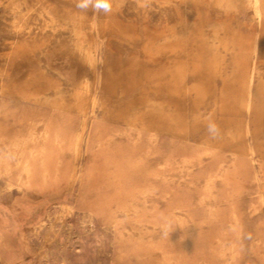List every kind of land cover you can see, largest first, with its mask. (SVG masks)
<instances>
[{"label":"rangeland","instance_id":"374dc122","mask_svg":"<svg viewBox=\"0 0 264 264\" xmlns=\"http://www.w3.org/2000/svg\"><path fill=\"white\" fill-rule=\"evenodd\" d=\"M24 1L0 0V264H264V14L257 29L249 0H224L221 13L218 0H113L107 15L27 0V22L42 10L49 36L35 32L37 49L19 56L25 35L10 30L9 10ZM40 50L49 68L37 78ZM251 65L263 72L246 108ZM53 114L61 144L47 142L36 180L22 184ZM148 181L153 193L138 194ZM135 197L144 206L127 213Z\"/></svg>","mask_w":264,"mask_h":264},{"label":"bare ground","instance_id":"6f19581e","mask_svg":"<svg viewBox=\"0 0 264 264\" xmlns=\"http://www.w3.org/2000/svg\"><path fill=\"white\" fill-rule=\"evenodd\" d=\"M7 1V0H6ZM39 1L40 0H36V1H34V3L35 4H38L39 3ZM115 1V0H114ZM133 2L131 3V4H134V0H132ZM251 3H252V5L255 7V13L253 14V16H251L250 18H249V20H248V22H254L255 23V26H256V28L257 29H259V28H261L260 27V25H261V20H262V18H263V14H264V9H263V7L261 6V0H249ZM1 3V2H0ZM2 3H4V2H2ZM1 3V4H2ZM228 3H232V1L230 2V1H228ZM228 3H226V2H224V0H218L217 1V9H216V12L217 13H221V8H222V5L223 4H226L227 6H229V4ZM0 4V5H1ZM6 4V3H5ZM24 4L26 5V7H21L20 6V3H17V4H14V6L13 7H11V9L9 10V13H10V21H9V23H8V25H9V28H10V30L11 31H13V32H24V37L17 43L18 44V49L16 50V53L18 52V55L19 56H22L23 55V53L24 52H27V51H32V50H35V49H37V43H36V41L34 40V35H35V32H37V31H42V37L45 39V38H47L48 36H49V30H47L46 28H44V26H43V24H42V17H43V14H42V10H36L35 8H34V10H35V12H36V15H38L37 17H35V19L33 20V22L30 24V23H28L27 22V18H28V11H30L29 10V7H27V4H28V1L27 0H25L24 1ZM3 5V4H2ZM13 5V4H12ZM4 6V5H3ZM17 6H18V8L20 7V8H22L21 9V14L19 15L18 13H17ZM230 6H231V4H230ZM20 8H19V10H20ZM32 8V10H33V6L31 7ZM166 8L168 9V12L167 13H165V19H168V20H170L171 18H172V15L169 13L170 12V9H171V6H170V4H167L166 5ZM166 9V10H167ZM29 18H30V16H29ZM76 30H78V29H76ZM76 30H75V32H76ZM80 31V30H79ZM78 31V32H79ZM8 41H9V43H14V41L16 40V37H14V36H11V37H8V39H7ZM262 46H260V48H261ZM242 48H243V46L241 45V51H240V53L235 57V62H236V65H239V61H240V59H241V53H242ZM263 48V47H262ZM261 48V49H262ZM0 51H1V49H0ZM255 52H256V56L257 57H262V56H264V52L262 51V50H260V51H258V50H255ZM40 53L42 54V59L40 60V65L38 66V68H37V70H36V72L34 73V76L35 77H37V78H40V77H47V75L45 74V70L46 69H48L49 68V65H48V63L46 62V60H45V57H44V52L42 51V50H40ZM1 62L2 63H6V62H9L10 63V65H12V56L11 55H8V54H6V53H2L1 52ZM215 60V59H214ZM215 62H216V60H215ZM258 62V61H257ZM258 64V63H257ZM256 64V65H257ZM262 69H263V67H261V66H254V65H251L250 66V68H249V70L247 71V74H246V79H245V85H246V90H245V97H244V100H243V102L245 103V107L246 108H250V106H251V103H252V99H251V94H252V91H253V74H259V77H261V75H262ZM218 70V69H217ZM254 71H255V73H254ZM242 73V72H241ZM56 78H57V80H60V81H64V82H66V83H68L69 82V80L68 79H65V78H63V77H61L60 76V74H56ZM84 80V79H83ZM259 80H261V78L259 79ZM85 81H86V79H85ZM88 81V80H87ZM86 81V82H87ZM84 82V81H83ZM262 83H264V81H262ZM242 86V85H241ZM201 88V87H200ZM262 88V87H261ZM263 89H264V86H263ZM205 90V89H204ZM21 93V96L23 97V98H29V96H28V94H26V93H24V91H20ZM35 95H36V93H35ZM242 97V96H241ZM64 104V103H63ZM1 107V106H0ZM63 108V107H62ZM65 108V107H64ZM2 109V108H1ZM56 110H58L59 112H60V110H61V107H60V103L59 102H57L56 104H55V110L54 111H56ZM63 114V113H62ZM59 116H61L60 115V113L58 114ZM58 115H55V114H53V115H51L48 119H46V120H44V121H42L41 122V124H40V126H41V129L39 130V136L36 138V142H37V149H35V150H33V152H32V154L30 155V157H29V159H28V162H27V164L22 168V170H21V172H20V181L22 182V184H30L33 180L35 181L36 180V178H35V176H36V174H35V164H43L44 165V161H43V159H45V157H48V155L50 154V152H49V147L47 146V145H49V144H47V142H53L54 144H57V145H60L61 144V137H60V127L61 126H59L58 125V122H59V117H57ZM64 115V114H63ZM82 121V120H81ZM61 122V121H60ZM63 122V121H62ZM66 122H68V121H66ZM92 122V121H91ZM85 123V122H84ZM103 123V122H102ZM62 124V123H61ZM105 124V123H104ZM63 125H64V123H63ZM66 125V124H65ZM86 126V125H85ZM115 128H117V127H115ZM114 128V129H115ZM98 129V128H97ZM119 129V128H118ZM125 130V129H124ZM91 131V130H90ZM112 131V130H111ZM114 131V130H113ZM123 131V130H122ZM62 132V131H61ZM84 133V132H83ZM124 134H125V132H123ZM134 133V132H133ZM136 133V132H135ZM144 133V132H143ZM142 133V134H143ZM120 134V133H119ZM120 135H122V134H120ZM137 135V134H136ZM149 135V134H148ZM152 135V134H151ZM154 135V134H153ZM125 136V135H124ZM134 136V135H133ZM140 136H142V135H140ZM64 137V136H63ZM74 137V136H73ZM155 137V135L153 136V137H151V138H154ZM68 138L70 139V140H72L73 138L71 137V135H68ZM127 138V137H126ZM136 138V137H135ZM139 138V137H138ZM150 138V139H151ZM158 137H156V139H157ZM128 139V138H127ZM95 141V140H94ZM122 142H123V140H121ZM140 142V141H139ZM173 142V141H172ZM176 142V141H175ZM178 142V141H177ZM179 143V142H178ZM47 144V145H46ZM147 145H149V144H147ZM146 145V146H147ZM174 145V144H173ZM179 145V144H178ZM141 146V145H140ZM48 148V149H47ZM208 148V147H207ZM207 148H206V150H207ZM173 149V148H172ZM212 149V148H211ZM210 149V150H211ZM133 150V149H132ZM135 150V149H134ZM156 150V149H155ZM213 150V149H212ZM209 150H207V152H208ZM143 153V152H142ZM142 153H140V154H142ZM193 153H194V151H193ZM200 153V152H199ZM145 154V153H144ZM147 154V153H146ZM207 153L205 152V155H206ZM209 154V153H208ZM210 154H211V151H210ZM139 155V154H138ZM171 155V154H170ZM202 155V154H201ZM204 155V154H203ZM202 155V156H203ZM181 156V155H180ZM189 156V155H188ZM207 156V155H206ZM23 157V154L20 152L19 153V158H22ZM143 157V156H142ZM173 157H176V156H173ZM185 157V156H184ZM51 158H52V156H51ZM168 158V157H167ZM167 160V159H166ZM171 159H169V161H170ZM180 160H181V158H180ZM46 161V160H45ZM172 161H174V160H172ZM197 161H199L200 162V160L198 159H190V160H188V163H192V164H195ZM49 162V161H48ZM181 162V161H180ZM179 162V163H180ZM151 163V162H150ZM171 163V162H170ZM187 163V164H188ZM222 163V162H221ZM185 164V163H184ZM222 164H224V163H222ZM162 165H163V163H162ZM167 165V164H166ZM171 165H172V163H171ZM219 165V164H218ZM41 166V165H40ZM53 166V165H52ZM181 167H183V165H180ZM185 167V166H184ZM187 167V166H186ZM219 167V166H218ZM217 167V168H218ZM52 168V167H51ZM216 168V169H217ZM171 169H173V166H172V168ZM179 169H180V167H179ZM182 169V168H181ZM189 169H190V167H189ZM37 170V169H36ZM168 170V169H167ZM184 170V169H183ZM51 171V170H50ZM176 171V170H175ZM180 171H182V170H180ZM220 171V170H219ZM186 172V171H185ZM218 172V171H217ZM222 172V171H221ZM43 173V172H42ZM241 173V172H240ZM81 174V173H80ZM172 174H175V172L174 173H172ZM177 174V173H176ZM219 174V173H218ZM45 175V174H44ZM72 175V174H71ZM170 175V174H169ZM180 175V174H179ZM221 175V174H220ZM224 175V174H223ZM171 176H173V175H171ZM170 176V177H171ZM176 176V175H175ZM174 176V177H175ZM185 176V175H184ZM183 176V177H184ZM216 177H217V174L215 175ZM182 177V178H183ZM39 178V177H38ZM173 178V177H172ZM171 178V179H172ZM177 178V177H176ZM179 178H181L180 176H179ZM211 178H212V176H211ZM210 178V179H211ZM175 179V178H174ZM185 179V178H184ZM209 179V178H208ZM215 179V178H214ZM222 179V178H221ZM38 180V179H37ZM40 181V180H39ZM146 181V180H145ZM203 181H205V178H204V180ZM183 182V181H182ZM20 183V182H19ZM149 184V181H148V183H147V185H144V186H141V187H143V189L142 190H140L139 191V193L138 194H140V195H142V196H145V195H147L148 196V194H151V193H153L152 192V189H153V186H150V185H148ZM193 184H194V182H193ZM197 184V183H196ZM202 184V183H201ZM43 185V184H42ZM201 186V185H200ZM230 188V187H229ZM198 189V188H197ZM231 190V189H230ZM172 191V190H171ZM174 192V191H173ZM213 192V191H212ZM170 193V192H169ZM208 194V193H207ZM189 195V194H188ZM187 195V196H188ZM209 196V195H208ZM210 197H211V195H210ZM210 197H208V198H210ZM212 198V197H211ZM140 198H133V199H131V201H130V203H127V205H125L123 208H124V210L128 213V212H130V213H132L134 210H136L137 208H141V207H143L144 205H143V202L141 201V200H139ZM186 199H188V198H186ZM204 200V199H203ZM199 202V201H198ZM204 202V201H203ZM60 204H62V203H60ZM64 204V203H63ZM62 204V205H63ZM204 204V203H203ZM210 204V203H209ZM69 206V205H68ZM70 208V207H69ZM73 209V208H72ZM145 210V209H144ZM175 210H176V208H175ZM138 211V210H137ZM136 211V212H137ZM180 211V210H179ZM175 216V215H174ZM235 216V215H234ZM238 216V215H237ZM181 217V216H180ZM175 218H176V216H175ZM242 218V217H241ZM178 219V218H177ZM232 219V218H231ZM181 220H183L182 219V217H181ZM233 220V219H232ZM237 220H238V218H237ZM194 221V220H193ZM185 222H186V220H185ZM189 222H191V221H189ZM142 223V222H141ZM178 223V222H177ZM187 223V222H186ZM193 223V222H192ZM230 223H231V221H230ZM238 223H239V221H238ZM41 224V223H40ZM232 224V223H231ZM240 224V223H239ZM176 225V224H175ZM178 225V224H177ZM190 225H191V223H190ZM188 226V225H187ZM195 226V225H194ZM193 228V227H192ZM195 229V228H194ZM55 240V239H54ZM58 242V241H57ZM187 243V242H186ZM190 243V242H189ZM187 246V245H186ZM188 248H189V246H188ZM187 248V249H188ZM189 251V250H188ZM190 252V251H189ZM184 254V253H183ZM219 255V254H218ZM177 256V255H176ZM179 256V255H178ZM190 257V256H189ZM191 258V257H190ZM175 260V259H174ZM200 260H198V262H199ZM203 261V260H202ZM195 262V261H194ZM205 262V261H204ZM200 263V262H199ZM203 263V262H202ZM206 263V262H205Z\"/></svg>","mask_w":264,"mask_h":264},{"label":"clouds","instance_id":"9594fccd","mask_svg":"<svg viewBox=\"0 0 264 264\" xmlns=\"http://www.w3.org/2000/svg\"><path fill=\"white\" fill-rule=\"evenodd\" d=\"M75 6L81 11L91 9L96 14L107 15L113 10V0H76ZM207 131L213 139L219 136V128L215 123H209ZM159 229L161 238L167 239L169 238L170 233L174 231V226L170 219L164 217Z\"/></svg>","mask_w":264,"mask_h":264}]
</instances>
